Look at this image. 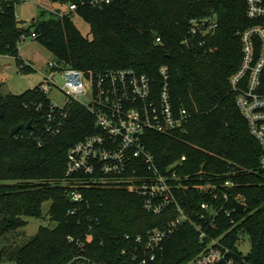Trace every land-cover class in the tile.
I'll return each mask as SVG.
<instances>
[{
    "label": "trees",
    "instance_id": "16d2710c",
    "mask_svg": "<svg viewBox=\"0 0 264 264\" xmlns=\"http://www.w3.org/2000/svg\"><path fill=\"white\" fill-rule=\"evenodd\" d=\"M49 1L77 8L63 15L43 8L23 28L16 14L21 0H5L0 5V53L17 56L20 40L34 33V39L57 59L86 72L134 68L160 84V68L167 65L173 104L178 111L187 109L191 118L183 130L171 134L146 132L144 144L160 168L182 161L177 167L182 182L187 183L184 176L191 180L188 189L179 190L180 202L195 221H200L202 203L223 201L214 200L213 192L201 185L237 183L229 190L231 200L226 205L232 217L220 215V228L209 236L225 233L234 219L237 226L224 242L240 252L238 240L249 237L248 262L264 264L262 147L251 135L230 84L243 58L238 31L261 22L247 16L246 0H111L103 5L94 4L95 0ZM76 14L89 22L92 38L76 26ZM211 15L217 16L219 26L205 45L196 52L183 44L185 38L191 40V19ZM157 37L162 41L157 42ZM47 99L39 85L21 94H0L4 111L0 117V240L25 227L28 217H42L47 201H52L50 220L56 222L53 227L41 225L8 258L6 249H1L0 264H141L123 251L133 249L137 236L146 237L149 230L174 218L175 207L154 215L144 208L143 195L93 182L80 188L82 201L72 200L75 186L67 176L68 150L98 129L93 114L75 103L68 108L66 127L47 138L42 134L45 112L37 108L47 104ZM30 121L31 128L11 134L13 127ZM35 136L43 139V145ZM184 155L186 160H182ZM235 198L247 204L243 214L233 209ZM69 236L76 240L69 241ZM201 246L200 232L184 223L157 252L156 261L147 264H187Z\"/></svg>",
    "mask_w": 264,
    "mask_h": 264
},
{
    "label": "built area",
    "instance_id": "2783aa9c",
    "mask_svg": "<svg viewBox=\"0 0 264 264\" xmlns=\"http://www.w3.org/2000/svg\"><path fill=\"white\" fill-rule=\"evenodd\" d=\"M4 1L0 0V5ZM110 2L111 0H95L93 3L103 5ZM246 3L247 16L261 22L238 31L243 58L230 77V84L237 94L236 104L247 121L251 135L262 147L259 162L264 168V0H246ZM61 5L68 7L64 10L62 7L49 9L63 15L77 8L72 3ZM218 26L216 15L192 18L191 40L187 37L183 44L197 52L198 48L205 45L207 37L216 32ZM31 36L35 38L36 34ZM23 39L26 38L23 36ZM195 39L200 40L196 43ZM161 41V37H157V42ZM58 74L64 81L60 89L67 96L63 106L56 104L49 97L50 91L59 87L56 82ZM160 75L162 81L157 84L147 73L134 68L96 73L70 66L57 58L49 62L46 79L39 84L40 90L48 96L47 104L41 103L37 107L45 112L42 134L47 138L60 134L68 122V108L75 103L86 107L93 114L98 129L97 132L74 143L68 150L67 176L75 186L71 199L82 201L84 195L80 188L90 186L93 182L123 187L143 195L144 208L154 215H160L175 207L174 218L149 230L146 237L137 236L133 240V249L123 251L129 253L133 260H139L141 264L156 261L157 252L184 223L195 226L200 232L202 243L200 252L187 264H250L247 254L239 247L240 252L233 251L224 242L226 235L237 226L234 219H231L233 226L225 233L209 236L210 232L220 228V215L224 213L227 217H232V210L226 208V205L231 200L229 190L235 188L237 183L226 180L224 183L208 181L201 185L203 190L213 192L214 200L222 198L223 201L220 204L214 201L202 203L200 221H195L191 211L180 202L179 190L188 189V182L191 180L190 176H184L187 183L182 182L177 170L182 161L160 168L154 154L144 144L143 137L146 132L171 134L183 130L191 118L187 109L178 111L173 104L167 65L161 66ZM86 95L92 97V102L88 105L79 100ZM35 138L40 146L43 145V139L39 136ZM182 160H186L185 155ZM86 176H90L92 181ZM219 189L222 190L221 193L216 192ZM235 199L245 203L239 198ZM233 209L236 211L234 205ZM242 239L243 237L238 240L237 246ZM75 240L69 236V241ZM80 246L83 247L84 243ZM134 250L142 253L138 254Z\"/></svg>",
    "mask_w": 264,
    "mask_h": 264
},
{
    "label": "rangeland",
    "instance_id": "374dc122",
    "mask_svg": "<svg viewBox=\"0 0 264 264\" xmlns=\"http://www.w3.org/2000/svg\"><path fill=\"white\" fill-rule=\"evenodd\" d=\"M58 8L63 10L68 6H63L59 3H52L48 0H24L16 6V14L18 26L27 28L32 20L40 14L43 8ZM76 26L82 33L92 38L91 25L83 17L76 14L74 16ZM18 55L0 53V94H21L27 90L34 89L39 84L45 81L46 75L49 72V62L55 60L56 57L43 44L34 39L31 35L26 39L20 40L18 44ZM56 82L59 87H54L50 91L49 97L53 102L61 106L65 105L66 94L60 89L64 81L60 74L56 77ZM79 100L88 105L92 102L91 95L80 97ZM108 185V184H107ZM52 201H47L43 204V216L28 217V224L19 228L14 232H10L0 240V250L6 249L8 258L14 255L20 246L27 243L34 237L41 225H56V222H51L49 210ZM239 249L248 254L251 250V240L249 237L242 239L238 244ZM8 264H13L9 262Z\"/></svg>",
    "mask_w": 264,
    "mask_h": 264
},
{
    "label": "water",
    "instance_id": "95a60500",
    "mask_svg": "<svg viewBox=\"0 0 264 264\" xmlns=\"http://www.w3.org/2000/svg\"><path fill=\"white\" fill-rule=\"evenodd\" d=\"M4 116V111L2 108H0V117H3ZM24 127H27V128H31L32 127V122L30 121L29 124L27 125H24V124H19L15 127H13L11 129V134L12 135H15L17 134L19 131H21ZM233 205L236 209L237 212L243 214L247 208V204L237 200V199H233Z\"/></svg>",
    "mask_w": 264,
    "mask_h": 264
},
{
    "label": "crops",
    "instance_id": "0c3cea01",
    "mask_svg": "<svg viewBox=\"0 0 264 264\" xmlns=\"http://www.w3.org/2000/svg\"><path fill=\"white\" fill-rule=\"evenodd\" d=\"M49 1V0H48ZM50 2V1H49ZM53 3V2H52ZM56 4V3H55Z\"/></svg>",
    "mask_w": 264,
    "mask_h": 264
}]
</instances>
